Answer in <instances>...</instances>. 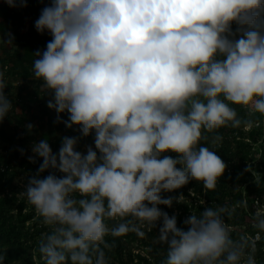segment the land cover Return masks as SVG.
<instances>
[{
  "label": "clouds",
  "instance_id": "clouds-1",
  "mask_svg": "<svg viewBox=\"0 0 264 264\" xmlns=\"http://www.w3.org/2000/svg\"><path fill=\"white\" fill-rule=\"evenodd\" d=\"M262 13L264 0H51L41 10L34 26L51 40L34 53L33 79L52 94L57 121L67 112L65 127L80 133L61 137L58 152L40 139L28 156L42 163L20 195L48 228L44 264H109L106 237L143 236L144 227L158 228L164 264H256L230 235L228 207H206L179 227L161 206L185 198L164 193L191 181L214 190L224 175L205 133L240 127L236 106L264 115ZM6 87L0 72V122L13 108ZM255 226L264 231V218Z\"/></svg>",
  "mask_w": 264,
  "mask_h": 264
},
{
  "label": "trees",
  "instance_id": "trees-1",
  "mask_svg": "<svg viewBox=\"0 0 264 264\" xmlns=\"http://www.w3.org/2000/svg\"><path fill=\"white\" fill-rule=\"evenodd\" d=\"M51 0H27V6L10 7L4 0H0V34L11 35L13 42L22 47L21 52H12L8 56L0 59V68H4L6 73L19 75L21 77L32 75V62L35 59L34 53L37 50H45L46 44L51 40L47 32L41 34L35 29V21L41 14L45 6H49ZM264 17V13L261 14ZM27 20V28L18 31L16 23ZM233 31L237 28L234 23ZM237 107L239 116L244 123L238 128L231 126L222 127L213 133H205L207 141H201L204 146L215 151L227 164L224 175L220 178L214 190H205L203 184L198 181H191L183 188L176 190L175 195L181 193L192 199V191L195 190L197 196L202 193L207 200L218 201L221 206H226L231 211V215L226 217V224H240L245 226L242 232L241 242L246 243V251L253 255L256 264L264 255V231L255 225L258 218H264V210L256 207L255 203L264 204V115L249 111L245 107ZM64 115L68 118V113ZM68 120V119H67ZM246 126H249L246 128ZM63 134H59L53 140L49 137V143L54 152H58L61 145V137L72 136L75 128H65ZM228 131H227V130ZM226 130V131H225ZM219 135L220 141L213 142V137ZM91 136L87 137L90 138ZM11 141L4 130L3 122H0V150L6 148ZM81 151V146L78 145ZM42 160L37 159L35 164L29 160H19L20 166L26 170L25 179L35 174ZM251 170H246L248 168ZM253 173L259 175V182L255 181ZM13 172L8 160L0 151V250L3 251L4 260L2 264H44L38 252V245L43 235L38 225L41 219L37 216L32 206L24 200L16 204L17 197L12 188ZM45 172L42 176L47 175ZM173 193V192H172ZM171 193V194H172ZM165 197L169 193L163 194ZM195 196V195H194ZM197 196L191 202L179 203L177 223L179 227H185L183 221L191 214L192 206L196 208V215H199L204 204ZM196 198V199H195ZM163 211L173 215V208L161 206ZM24 209H26L24 211ZM115 221L120 223V219L108 220L107 223ZM42 226V225H40ZM36 230V231H35ZM144 235L140 236L135 232H130L124 236L113 238L110 235L106 240L113 245L111 250H106L109 264H164L166 260L167 246L155 240L158 228L144 227ZM232 239L237 236L235 230L229 229ZM260 233V238L254 239ZM135 241L142 246L144 254L132 252L128 242ZM254 244V247L252 245ZM252 247V248H251ZM260 256V257H259Z\"/></svg>",
  "mask_w": 264,
  "mask_h": 264
},
{
  "label": "rangeland",
  "instance_id": "rangeland-1",
  "mask_svg": "<svg viewBox=\"0 0 264 264\" xmlns=\"http://www.w3.org/2000/svg\"><path fill=\"white\" fill-rule=\"evenodd\" d=\"M15 28L18 31L26 30V18H23L22 21L16 23ZM7 39V36L0 34V59L8 56L12 52L22 51V47L19 44H15L13 40L12 43L5 42ZM0 72L3 73L4 80L7 84V87L4 89L5 95L13 105L12 110L2 121L4 124V130L11 141L6 145V148H1L0 151L2 152L4 158L8 160L9 165L11 166V172H13L12 175L14 176L12 180V188L9 190V192H14L15 196L17 197L16 204H18L20 200H24V202L28 204L26 197L20 195V193L25 189L27 180L25 179L26 170L20 166L19 160L24 159L25 161H28V156L32 155L31 146L33 143L38 142L40 139H48L47 136L53 140L59 134L65 133L66 127L62 121H66L68 118L64 115V113H62L60 114L61 122L57 121V113L47 107V102L52 98V94L50 92L43 91L41 88L42 82L34 80L33 75L21 77L19 75L6 73L4 68H0ZM29 123L34 126L31 131H29L26 127V125ZM73 127L75 128V132L72 134V136H79L80 133L78 127ZM248 127L249 126H246V128ZM93 139V136L90 138L82 137L80 139L78 145L81 146L82 152L86 150L87 145L93 144ZM20 149H24L23 155L21 154ZM201 184L203 183L201 182ZM191 191L192 199L187 198V196L184 195L185 198L183 202H191L193 197L197 196L195 190ZM169 196H176L175 192L172 194L169 193ZM197 198L200 199L204 204V208L209 206H221L217 200H207V197L203 195V190L200 196L198 195ZM183 202L181 204H183ZM255 205L257 208L264 210V204L259 202L255 203ZM30 206L31 205L28 204V207ZM179 206V203H173V206L171 207L173 208V214L179 212ZM25 210L26 209H24V211ZM192 212H194L193 214H196L197 212L194 205L192 206ZM40 225H38V228H40L41 231H35L44 234L47 227L43 225L42 222ZM108 225L109 227H113L116 225V222L111 221L108 223ZM228 228L237 232V236L233 240L241 241V234L244 231L245 226L233 224L228 226ZM158 235L159 233L155 235V240H158ZM260 237L261 236L259 233L258 238ZM128 246L132 249V252H141L144 254L142 246L138 245L137 242H128ZM252 247H254V244ZM257 264H264V255L259 258Z\"/></svg>",
  "mask_w": 264,
  "mask_h": 264
},
{
  "label": "built area",
  "instance_id": "built-area-1",
  "mask_svg": "<svg viewBox=\"0 0 264 264\" xmlns=\"http://www.w3.org/2000/svg\"><path fill=\"white\" fill-rule=\"evenodd\" d=\"M258 238V234L255 235L254 239H257Z\"/></svg>",
  "mask_w": 264,
  "mask_h": 264
}]
</instances>
